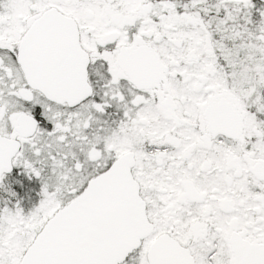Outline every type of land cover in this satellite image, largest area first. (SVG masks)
<instances>
[{
	"label": "snow or ice",
	"instance_id": "1",
	"mask_svg": "<svg viewBox=\"0 0 264 264\" xmlns=\"http://www.w3.org/2000/svg\"><path fill=\"white\" fill-rule=\"evenodd\" d=\"M0 264H264V0H0Z\"/></svg>",
	"mask_w": 264,
	"mask_h": 264
}]
</instances>
